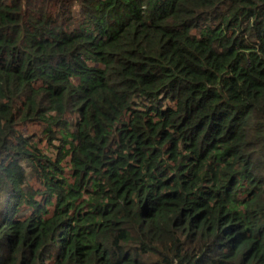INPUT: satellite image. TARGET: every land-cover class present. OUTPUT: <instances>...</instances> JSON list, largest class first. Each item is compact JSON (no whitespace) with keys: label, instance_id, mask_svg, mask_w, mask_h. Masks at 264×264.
Here are the masks:
<instances>
[{"label":"trees","instance_id":"1","mask_svg":"<svg viewBox=\"0 0 264 264\" xmlns=\"http://www.w3.org/2000/svg\"><path fill=\"white\" fill-rule=\"evenodd\" d=\"M0 264H264V0H0Z\"/></svg>","mask_w":264,"mask_h":264}]
</instances>
